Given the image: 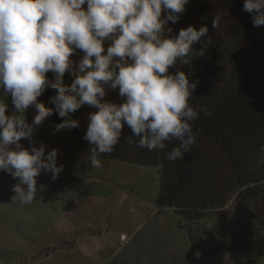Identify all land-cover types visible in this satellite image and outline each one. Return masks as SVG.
<instances>
[{"label":"clouds","instance_id":"obj_1","mask_svg":"<svg viewBox=\"0 0 264 264\" xmlns=\"http://www.w3.org/2000/svg\"><path fill=\"white\" fill-rule=\"evenodd\" d=\"M190 0H0V172L18 183L13 201L31 204L37 195L41 172L59 178L57 150L45 156V146L25 149L20 141L31 139L45 119L58 113L67 118L54 132L79 126L72 118L83 106L87 116L84 140L90 151L83 159L99 169L101 154L111 153L127 126L139 137L137 146L163 151L171 141L178 146L166 153L169 161L182 160L198 138L192 122L199 111L189 104L197 83L169 69L187 63L195 43H213L209 28L181 29L170 37L169 21L177 23ZM86 5V9L85 6ZM243 10L256 27L264 26V0H244ZM202 19L207 20V17ZM216 13L212 27L219 29ZM207 37L206 41L202 38ZM203 51V50H202ZM77 52L78 60L72 59ZM53 73L49 79L47 73ZM71 83L65 84V74ZM57 90L53 108L38 100L47 89ZM117 93L118 100H109ZM14 111L7 115L6 98ZM38 114L31 124L25 113ZM15 146L16 150L12 149ZM264 152V146L260 149Z\"/></svg>","mask_w":264,"mask_h":264},{"label":"rangeland","instance_id":"obj_2","mask_svg":"<svg viewBox=\"0 0 264 264\" xmlns=\"http://www.w3.org/2000/svg\"><path fill=\"white\" fill-rule=\"evenodd\" d=\"M190 19L175 25L174 36L189 26L200 29L199 19ZM231 43L236 50L238 42ZM193 46L197 73L209 72L214 87L226 85L231 70L227 49L206 43ZM5 102L6 114L12 115L11 97ZM37 114L30 107L27 122L31 124ZM55 127L46 118L31 139L20 141L28 150L43 144L45 156L57 150V166H63L56 180L41 172L31 204L13 201L12 187L18 180L0 172V264H264V227L258 238L260 261L252 263L240 253L207 257L192 248L181 218L160 206L159 167L101 159L103 167L89 168L71 129L54 132ZM12 149L16 150L14 145ZM231 210L233 227L253 221L242 208ZM216 224L208 220L201 226L206 235H215Z\"/></svg>","mask_w":264,"mask_h":264},{"label":"trees","instance_id":"obj_3","mask_svg":"<svg viewBox=\"0 0 264 264\" xmlns=\"http://www.w3.org/2000/svg\"><path fill=\"white\" fill-rule=\"evenodd\" d=\"M243 4L244 0H190L177 22L199 19L200 28H209L208 35L213 39L210 45L227 49L231 57L229 80L222 88L211 85L209 72L197 73L195 46L186 58V67L178 62L169 69L170 74L182 71L190 83H197L189 104L211 113L208 116L199 111L198 119L192 122L198 138L183 159H166V153L178 146L177 141L169 142L163 151L138 147L139 137L127 126L113 152L99 158L159 167V204L181 218V227L186 230L192 248L207 257L240 253L253 263L262 258L258 238L264 227V152L260 150L264 146V26H254ZM216 13L221 15L218 30L212 27ZM205 16L207 20L202 19ZM177 23L169 21L166 25L172 29L170 37H174ZM233 41L238 42L236 50ZM81 55L77 52L72 59L78 60ZM47 76L53 79V73ZM70 83L71 77L66 73L65 84ZM55 95L57 90L49 88L38 100L46 108L54 109L51 98ZM107 99L119 98L117 93H110ZM90 111L93 109L85 105L72 115L79 121V126L71 129L72 136L86 155L91 145L83 137ZM47 119L58 125L67 118L53 111ZM231 207L242 208L245 214L252 215L253 221L233 227L229 221ZM208 220L217 222V234L206 235L201 224Z\"/></svg>","mask_w":264,"mask_h":264},{"label":"built area","instance_id":"obj_4","mask_svg":"<svg viewBox=\"0 0 264 264\" xmlns=\"http://www.w3.org/2000/svg\"><path fill=\"white\" fill-rule=\"evenodd\" d=\"M125 239H126V238H125V236L123 235V236H122V240H125Z\"/></svg>","mask_w":264,"mask_h":264}]
</instances>
